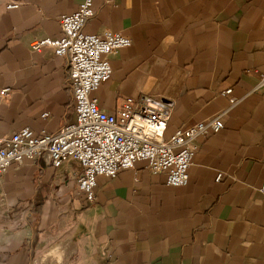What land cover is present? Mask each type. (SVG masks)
<instances>
[{
  "label": "crops",
  "instance_id": "obj_1",
  "mask_svg": "<svg viewBox=\"0 0 264 264\" xmlns=\"http://www.w3.org/2000/svg\"><path fill=\"white\" fill-rule=\"evenodd\" d=\"M82 1L0 0V136L23 126L53 133L74 120L66 58L30 42L58 38L60 16ZM93 8L86 32L132 40L91 93L102 109L117 112L139 94L171 107L166 135L218 114L223 128L198 139L186 185L168 186L137 161L115 178L98 176L90 204L75 159L11 166L0 175V209L26 203L30 214L18 228L0 222V264H264V88L252 77L264 71V0H93Z\"/></svg>",
  "mask_w": 264,
  "mask_h": 264
},
{
  "label": "built area",
  "instance_id": "obj_2",
  "mask_svg": "<svg viewBox=\"0 0 264 264\" xmlns=\"http://www.w3.org/2000/svg\"><path fill=\"white\" fill-rule=\"evenodd\" d=\"M17 5L10 1L7 7ZM94 15L93 0H83L75 11L60 16L58 38L31 40L33 50L50 48L55 55L66 58L75 118L53 133L37 135L29 126H23L0 136V175L26 160L43 158L58 168L64 161L75 159L81 166L76 184L89 204L96 198L98 176L115 178L137 161H143L152 173L164 174L168 186L186 185L189 167L200 148L198 139L223 128L221 115L189 127L178 126L166 135L171 107L161 101L146 100L138 94L128 98L117 112L102 109L91 93L112 75L113 54L131 46L132 40L109 28L86 32L84 26ZM252 77L255 89L264 88V71L254 72ZM5 92L7 88L0 91ZM230 92L228 88L223 93ZM29 214L30 207L19 203L0 209V222L5 228H18Z\"/></svg>",
  "mask_w": 264,
  "mask_h": 264
}]
</instances>
